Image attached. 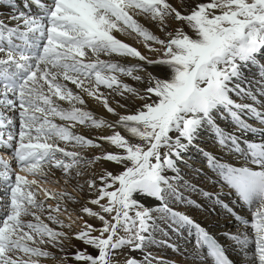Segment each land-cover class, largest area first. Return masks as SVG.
Wrapping results in <instances>:
<instances>
[{"label": "snow or ice", "instance_id": "6c2138e0", "mask_svg": "<svg viewBox=\"0 0 264 264\" xmlns=\"http://www.w3.org/2000/svg\"><path fill=\"white\" fill-rule=\"evenodd\" d=\"M0 153V264H264V0H0Z\"/></svg>", "mask_w": 264, "mask_h": 264}, {"label": "bare ground", "instance_id": "6f19581e", "mask_svg": "<svg viewBox=\"0 0 264 264\" xmlns=\"http://www.w3.org/2000/svg\"><path fill=\"white\" fill-rule=\"evenodd\" d=\"M89 107L94 108L93 105H90ZM97 114H100L99 111H97ZM81 132L82 134L91 132V134L95 136L98 134L99 130L81 129ZM193 156V153H189L186 158L191 161ZM233 200L235 201V197H233ZM240 208L241 204L239 202H236L234 212L240 210ZM244 210L246 211V209ZM196 218L198 223H200L202 226L207 227L210 236L217 239L227 249L226 251L232 258L237 257V253L239 250L226 245L224 242L226 238L223 237L224 231L235 228L233 220L227 219L222 214L220 209H210L209 212L205 215H197ZM233 239L236 241V243L240 242L238 237H234ZM158 244L159 242H157V244L153 246V254L160 255V257L164 259H169V261H166L165 264H172L173 261H182L184 259V256L178 253H173L171 249H159ZM47 264H52V262L49 261L47 262Z\"/></svg>", "mask_w": 264, "mask_h": 264}, {"label": "rangeland", "instance_id": "374dc122", "mask_svg": "<svg viewBox=\"0 0 264 264\" xmlns=\"http://www.w3.org/2000/svg\"><path fill=\"white\" fill-rule=\"evenodd\" d=\"M49 187H53L52 185H49ZM47 262H49V261H47Z\"/></svg>", "mask_w": 264, "mask_h": 264}]
</instances>
